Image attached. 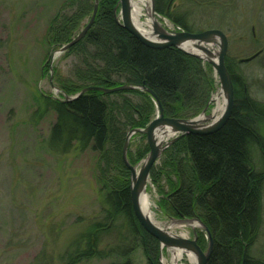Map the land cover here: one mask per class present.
<instances>
[{"label":"trees","instance_id":"1","mask_svg":"<svg viewBox=\"0 0 264 264\" xmlns=\"http://www.w3.org/2000/svg\"><path fill=\"white\" fill-rule=\"evenodd\" d=\"M117 1L102 0L92 25L70 48L80 61L74 66L75 81H62L55 73L61 88L76 93L88 86L143 85L157 96L166 117L197 114L206 105L211 89L202 61L175 47L155 49L142 44L117 24L113 13ZM153 1L156 13L194 32L171 9L175 0ZM92 9L91 0H83L77 13L84 16ZM77 20L63 15L53 23L52 42L68 39ZM257 51L262 54L264 50ZM225 64L234 89L231 115L218 131L188 134L171 147L165 162L175 181L168 203L177 216L196 218L209 229L213 245L206 264H264V257L255 253L264 223V101L251 95L250 84L255 82L228 54ZM38 101V117L48 111L55 116L45 142L48 150L59 155L95 151L96 174L103 191L99 216L86 223L58 261L77 264L119 255L123 259L120 264H132L131 255L141 245L147 263L158 264L159 242L134 215L130 174L122 159L128 132L150 121L153 98L139 89L113 93L92 90L71 101L44 94ZM107 236L114 243L104 247ZM124 244L127 248L122 250ZM47 258L42 261L50 264L51 256ZM39 260L33 264H39Z\"/></svg>","mask_w":264,"mask_h":264},{"label":"rangeland","instance_id":"2","mask_svg":"<svg viewBox=\"0 0 264 264\" xmlns=\"http://www.w3.org/2000/svg\"><path fill=\"white\" fill-rule=\"evenodd\" d=\"M70 1L0 0V264H33L37 258L45 264L42 260L50 256L52 261L48 263L61 264L58 256L90 219L99 216L103 191L96 174L98 154L91 149L66 155L51 152L45 142L55 116L51 111L42 117L36 115L41 94L63 100L82 90L66 93L55 77L57 73L62 81H75L73 70L80 58L70 48L79 41L59 55L53 57V54L76 38L93 13L92 9L80 16L77 7L83 0H76L74 4ZM94 2L91 0L93 6ZM101 3L102 0H98V8ZM171 9L178 12L194 32L206 29L224 32L229 58L234 59L243 74L255 82L250 84L251 95L264 101V72L261 71L264 51L249 63L238 62L259 48L264 50V0H194V3L175 0ZM119 11L118 0L113 6L115 18ZM63 15L70 19L77 17V27L68 39L52 42L55 33L51 26ZM159 15L168 20L170 29L166 30L182 29L165 14ZM201 61L208 70L211 89L206 105L194 116L186 118L201 114L205 108L206 113L211 112L212 97L219 93V80L212 66ZM153 106L150 121L157 111L155 103ZM148 123L135 128H145ZM177 140L155 161L145 190L159 225L173 234L183 235V229L169 224L182 218L168 203L175 178L165 162ZM148 153L146 135L133 134L126 148L128 162L140 167ZM186 230L187 237L193 238V230ZM261 231L255 253L264 257V223ZM195 232L198 245L206 250V231L199 226ZM104 238V247L114 243L111 236ZM126 248L127 244L121 247L122 250ZM169 255V250L159 247L158 264H161L162 256ZM121 260V256L113 255L82 260L77 264H120ZM131 260L132 264H148L141 245L132 253Z\"/></svg>","mask_w":264,"mask_h":264},{"label":"water","instance_id":"3","mask_svg":"<svg viewBox=\"0 0 264 264\" xmlns=\"http://www.w3.org/2000/svg\"><path fill=\"white\" fill-rule=\"evenodd\" d=\"M151 1H152L153 12L157 14L154 8V1L153 0ZM119 4H120L119 16L115 18L117 24H119L132 36L138 39L142 44H144L147 47L155 48V49L175 47L184 51L187 54L193 55L209 63L212 66L219 80L220 91L225 96V109L223 113L216 121L210 123H202V124L199 123V121H197V116H199L200 114L192 118L166 117L164 115L162 106L157 96L154 94L152 90L146 88L143 85L140 87H135L131 85H120L113 88L88 86L83 88L80 92H78L74 96H65L63 100L64 101L74 100L79 96L85 94L86 92L92 90L102 91L105 93H113V92L125 91L131 89L142 90L148 93L153 98L157 108L155 117L148 123V125L145 128H133L132 130H130L126 135V139L122 150L123 162L130 172V199H131L132 209L135 217L139 221L142 228L159 242L160 249H167V250L178 249L182 251H188L197 256V262L195 264H206L211 255L212 245H213V240L210 235L209 229L200 220L196 218H182L178 220L180 222L196 221L204 228V230L207 233L208 245L206 250H202V248L198 245L197 234L195 230H193L194 237L188 238L182 235L173 234L169 232L167 228L158 226L154 224L150 219L146 218L140 208V196H141V192L144 189H146V184L149 180L151 168L153 167L155 161L158 159V157L166 147H168L175 140L183 136H186L188 134L204 135V134H210L216 132L219 129H221L222 126L229 119L234 104V89H233V82L231 75L225 64V59L228 52V39L224 34V32L218 29H206L200 32H188L185 30L168 31L165 28L159 27L157 25L154 26V31H153L156 39H151L141 34L138 30H136V28L132 24L130 18V0H119ZM97 9H98V0H95L93 6V13L87 25L80 31V33L76 36V38H74L71 42L66 44L59 51H56L53 54V57L59 55L61 52L72 46L74 43L79 41L84 36V34L90 28V26L92 25L95 19ZM189 42H193L194 46L204 51L207 57L204 58L196 53H191L185 50L182 47V45ZM210 43L216 45L217 53H214L207 48L206 45H209ZM260 53L261 51H257L256 53L248 57L240 58L239 62H248L254 59L255 57H257ZM206 110L207 108H205L201 112V114H205ZM159 129H169L175 132L174 138H172L169 141V143L159 146L155 140V134ZM135 133L145 134L147 138V143L149 145V153L143 159L137 172L135 171L136 167L131 165L126 157V148L128 141L130 140L131 136Z\"/></svg>","mask_w":264,"mask_h":264},{"label":"bare ground","instance_id":"4","mask_svg":"<svg viewBox=\"0 0 264 264\" xmlns=\"http://www.w3.org/2000/svg\"><path fill=\"white\" fill-rule=\"evenodd\" d=\"M130 18L131 22L141 34L144 36L156 39L153 31L154 26L157 25L159 27L168 28L170 29L169 25L165 18L160 16L158 13L155 14L152 8V1L151 0H130ZM208 49L212 52L217 53V47H213V44L210 43L206 45ZM182 47L191 53H196L204 58L207 55L201 49L194 46L193 42L185 43ZM214 58V57H213ZM215 60V59H214ZM212 101L214 103L211 112H207L205 114H200L197 116V121L199 123H205L208 120L211 122L216 121L225 109V96L220 91L219 93L213 95ZM175 136V132L169 129H159L155 134L156 143L161 146L169 143V139ZM139 167H136L135 171L137 172ZM150 196L144 189L141 192L140 196V208L144 216L150 219L154 224L159 225V223L154 219V214L150 209ZM170 227L181 228L184 230L182 232V236L187 237L188 231L186 229L196 230L201 226L196 221L190 222H180V221H171ZM169 227V226H168ZM170 255L169 257H161V264H195L197 262V256L188 251H182L178 249H169ZM186 260V262H184Z\"/></svg>","mask_w":264,"mask_h":264}]
</instances>
